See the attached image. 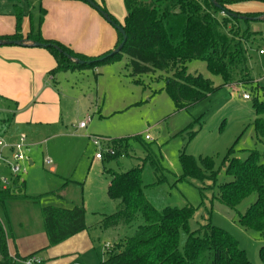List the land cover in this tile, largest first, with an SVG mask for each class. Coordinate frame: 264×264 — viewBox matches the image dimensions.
Segmentation results:
<instances>
[{"label": "rangeland", "instance_id": "obj_1", "mask_svg": "<svg viewBox=\"0 0 264 264\" xmlns=\"http://www.w3.org/2000/svg\"><path fill=\"white\" fill-rule=\"evenodd\" d=\"M94 1L118 23H124V0ZM80 2L87 8L85 11L66 0H22L19 4L25 16L22 29L38 34L45 28L47 33L58 36L54 40L92 60L58 74L51 83L55 94L52 100L60 103L57 114L64 124L42 131L32 125L21 132L27 138L26 156L33 163H22L26 173L21 179L26 183L25 195L38 198V202L0 204V219L8 239L12 244L13 240L28 244L34 237L32 256L45 264L106 262L116 245L143 225L139 219L131 226L101 228L102 219L120 207V202L111 201L107 195L112 172L134 169L149 153L165 170L166 205L195 209L189 223L191 231L206 225L218 227L239 243L251 264H263L259 252L264 248V238L256 230L240 225V217L256 201V195L234 210L221 204L218 197L220 185L231 181L223 166L230 151L231 159L241 160L257 151L264 163V142L257 139L253 127V103L255 99L264 101V21L249 22L250 30L258 34L248 44L252 83L224 86L221 77L209 73L206 63L193 61L187 65L188 74L211 80L216 91L200 103L178 111L164 91L166 78L172 74L133 76L130 59L124 54L112 64L101 63L116 50L118 31L90 4ZM16 13L13 1L0 0V33L16 31ZM245 94L251 99L245 100ZM12 118L0 109L1 126L12 122ZM82 122H87L85 129L80 128ZM96 137L126 139L130 150L112 161L103 152L104 159L98 160L99 150L92 143ZM12 154L9 150L5 156L11 158ZM183 155L198 162L205 158L214 160L218 173L215 185L209 179L180 181L184 175ZM152 176L149 173L147 178ZM0 177L11 178L5 164L0 166ZM74 203L84 204L89 230L73 241L48 248L42 209H71Z\"/></svg>", "mask_w": 264, "mask_h": 264}, {"label": "trees", "instance_id": "obj_2", "mask_svg": "<svg viewBox=\"0 0 264 264\" xmlns=\"http://www.w3.org/2000/svg\"><path fill=\"white\" fill-rule=\"evenodd\" d=\"M11 1L15 3L17 12L16 33L0 37V40H23L20 32L25 16L19 6L22 0ZM76 1L86 3L85 0ZM92 1L107 13L105 8ZM214 1L223 10L217 9L211 0H124L126 17L123 24L107 14L112 23L125 31L127 41L120 53L101 63L112 64L124 54L130 59L133 76L155 72L172 74V77L166 78L164 91L178 111L200 103L216 91L211 80L188 74L187 65L193 61L206 63L209 73L221 77L224 86L251 84L248 44L258 34L250 30L249 21L230 16V13L237 14L230 10L231 6L249 0ZM118 36L117 48L123 42L119 32ZM25 40L49 45L45 50L57 64L51 71L52 76L80 67L66 55L84 62L92 60L58 41L44 40L39 33L35 35L30 32ZM52 46L59 47L64 54ZM253 110L256 115L253 123L256 137L264 142V101L255 99ZM112 147L114 155L106 156L109 161L118 160L130 150L126 139L112 141ZM230 156L232 151L228 153L223 166L231 181L220 185L218 201L234 210L256 195V201L240 217V225L256 230L264 238L263 156L257 151L250 152L244 160L231 159ZM181 160L184 175L180 181L199 179L204 182L209 179L215 185L218 173L214 160L205 158L198 162L187 155H183ZM149 173L153 175L150 179L147 178ZM165 182V170L159 160L149 153L134 169L125 173L112 172L107 195L111 201L120 202V207L116 213L102 219L101 228H118L122 224L131 226L139 219L143 225L116 245L109 259L100 264H251L239 243L224 230L206 225L196 232L191 231L189 223L195 209L167 206L163 191ZM9 201L37 203L38 198L25 195V182L17 177L10 189H0V204L5 206ZM42 216L48 248L89 230L83 204H77L72 209L44 208ZM259 256L264 264V248ZM14 259L0 219V264H14Z\"/></svg>", "mask_w": 264, "mask_h": 264}, {"label": "crops", "instance_id": "obj_3", "mask_svg": "<svg viewBox=\"0 0 264 264\" xmlns=\"http://www.w3.org/2000/svg\"><path fill=\"white\" fill-rule=\"evenodd\" d=\"M253 2L256 4H251ZM66 3L79 7L83 11L87 9L80 1L66 0ZM250 7L253 8L250 10ZM230 10L240 15L262 16L264 15V0H249L247 2L236 3L230 7ZM15 33L16 31H11V33L2 32L0 33V37L13 36ZM27 33V29H22V32H20L24 39L27 38L29 34ZM39 34L44 40L56 41L58 39L57 35L47 33L45 28L40 30ZM56 66L55 59L45 49L15 46L0 47V109L13 117L12 122L10 121L9 124L0 125V139L6 142L7 145H16L22 137L26 138L21 132L24 129H30L32 125H36L37 129L42 131L43 129L64 124L59 114H57L61 108L60 103L52 100L55 94L54 90L51 89V83L55 82L58 74L52 76L51 71ZM26 149L28 150L27 146ZM28 160L30 165H33L29 158ZM24 202L28 203L27 201ZM75 205L77 204L74 203L73 207ZM78 236L80 235L64 243L73 241ZM33 241L34 237L28 243L29 245L23 243L17 244L15 240H13L14 244H12L11 240L8 239L11 256L19 258L32 256L34 254Z\"/></svg>", "mask_w": 264, "mask_h": 264}, {"label": "built area", "instance_id": "obj_4", "mask_svg": "<svg viewBox=\"0 0 264 264\" xmlns=\"http://www.w3.org/2000/svg\"><path fill=\"white\" fill-rule=\"evenodd\" d=\"M263 54V52H260ZM245 100H250L251 97L248 94H245L243 96ZM87 127V122H83L80 124L81 129H85ZM147 140L150 138L147 137ZM25 137H22L20 142L16 145L9 146L5 144L3 141H0V166L2 164H5L6 168L10 171L11 178H5V177H0V189L1 190H7L10 189L12 186L13 181L17 178L20 177L22 174L26 173V169L23 168L22 163L28 162V158L25 153ZM92 143L93 145L99 150V153L97 154L96 158L98 160H103L104 159V154H109V155H114V150L112 147V141L109 139H104V138H92ZM11 150L13 152L12 157L8 158L5 156L6 151ZM15 262L14 264H45V262L36 257V256H29L26 258H19V257H14Z\"/></svg>", "mask_w": 264, "mask_h": 264}, {"label": "water", "instance_id": "obj_5", "mask_svg": "<svg viewBox=\"0 0 264 264\" xmlns=\"http://www.w3.org/2000/svg\"><path fill=\"white\" fill-rule=\"evenodd\" d=\"M88 4H90L93 8H95L97 11L100 12V14L104 17V19L106 21H108L112 26H114V28L122 35L123 37V42L121 43V45L110 55L113 56L115 54H118L122 51L126 41H127V36H126V33L125 31L122 29L121 26H117L115 25L114 23H112V20L111 18L109 17V15L105 12H103L101 10L100 7H98L92 0H85ZM211 2L214 4V6L219 9V10H223V8L218 5L214 0H211ZM230 16L232 18H238L239 20L241 21H249V22H254V21H264V15L262 16H259V17H246L244 15H240L238 16L237 14H231L230 13ZM12 46H15V47H23V48H41V49H46L49 47V45H46V44H42V43H39V42H33V41H29V40H16V41H6V40H0V47H12ZM53 49H55L57 52H59L60 54H64L63 51L57 47V46H52ZM66 55V54H65ZM67 58L73 62L74 64L76 65H85L86 62L84 61H81L79 59H75L73 57H70L68 55H66Z\"/></svg>", "mask_w": 264, "mask_h": 264}]
</instances>
